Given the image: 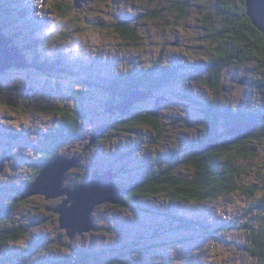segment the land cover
Masks as SVG:
<instances>
[{
	"label": "rangeland",
	"instance_id": "rangeland-1",
	"mask_svg": "<svg viewBox=\"0 0 264 264\" xmlns=\"http://www.w3.org/2000/svg\"><path fill=\"white\" fill-rule=\"evenodd\" d=\"M6 1H14V5L7 6L5 1L0 0V27L8 37L24 33L13 40L12 45L19 49L27 44L33 45L42 35L51 32L59 35L61 29L70 37L54 41L44 50V53L47 52V57H44L51 59L50 71L40 73L29 68L0 73V156L12 158L6 161L3 172H0V205L12 201L17 203L20 196L18 189L32 184L35 181L32 178L37 179L43 169L38 161L42 157L41 150L51 146V138L60 122V115L51 108L78 109L76 97L82 98L87 119L82 122L80 130L90 134L101 123L105 126L111 116L106 115L107 94L110 93L101 87L105 80L134 72L137 68H149L162 51H167L163 64L194 65L204 62L212 56L210 44L203 39L207 32L206 19L210 17L217 28L222 22L219 0H167L154 5L146 0H87L86 3L81 0V7L76 6L78 3L75 0H42V3L41 0ZM180 1L190 3L186 14L167 9ZM56 4H72V11L66 19L56 12ZM149 10H160L164 20H146L138 25L134 21L141 41L137 45L124 41L115 34L113 27L110 28L112 23L126 21L123 18L125 15L145 14ZM182 16L185 18L179 21L178 17ZM54 59L61 63H55ZM56 67L65 68L67 72H58ZM236 71L224 75L220 96L201 82H178L161 91L159 95L164 97L160 101L161 140L157 137L153 139V131L138 128L132 132L122 129L113 133L84 156L80 153L79 140L55 146L56 159L76 156L81 158L80 165L82 163L83 167L67 173L63 187L73 189L88 183L95 170L111 167L120 171V174L114 172L117 187L134 185L137 179L143 181L154 172L145 168L152 157L160 160L158 170L169 165L168 159L163 156L176 142L180 146L176 155L179 163L172 172L190 179L194 172L183 165V161L185 148L188 150L190 143L197 141L201 133V113L195 101L207 103L217 99L220 105L237 103L243 111L264 107L263 98L248 82L244 92L236 89L227 94L232 91L234 82L239 81ZM247 74L252 79L257 76L253 65L247 69ZM180 95L190 98L183 100ZM155 106L156 101H145L136 106L135 114L146 115L143 113ZM118 114L122 113L116 111L113 116ZM176 118L187 120L173 126ZM253 144L255 159L240 163L248 168L249 174L243 186L250 192L252 190L247 187L251 183L264 188V139ZM260 192L255 198H259ZM251 201L238 193L228 197L223 195L205 204L172 203L166 195L144 200L140 209L137 203L127 210L125 206L117 210L114 206L103 204L92 214L95 225L98 220V229L78 234L70 242L60 229L59 216L51 210L58 208L64 202L63 198L47 199L35 195L27 202L23 201L16 213L1 226L4 229L22 226L26 232L19 241L10 242L0 249V260H5L7 264L50 263L87 251L102 260L120 256L116 264H256L257 260L248 247L251 246L248 234L244 231H234L226 236L227 242H222L207 239L195 230L178 231L172 225L176 223L172 216H185L218 227L245 214ZM253 214L246 219L255 218L256 213ZM133 249L143 252L121 257Z\"/></svg>",
	"mask_w": 264,
	"mask_h": 264
},
{
	"label": "trees",
	"instance_id": "trees-1",
	"mask_svg": "<svg viewBox=\"0 0 264 264\" xmlns=\"http://www.w3.org/2000/svg\"><path fill=\"white\" fill-rule=\"evenodd\" d=\"M2 1H5L7 6L14 5V1ZM146 1L152 5L167 2V0ZM219 6V16L222 20L220 27L217 28L215 22L210 17L207 18V32L203 36V39L210 44V51L212 53L210 59L194 65L163 64L164 58L162 52H160L157 55L158 58L156 57V63L151 68H137L134 72L121 74L115 78L105 80L101 84V87L111 95L107 94L109 98L107 100L106 115L110 114V117H115L111 114L110 109L126 100L130 92L134 90L147 92L150 90L163 91L166 87L178 82H201L205 87L213 89L220 96L223 93L224 75L232 70H237L236 73L239 81L234 82V87H232V91L227 93L228 95L235 92L236 89L244 92L249 86L244 89V86L248 82V84L254 86L256 92L264 100V35L252 24L248 17L246 0H240L237 3L235 0H219ZM187 7L188 3L186 1H180L174 3L168 10L177 9L179 12H182ZM72 8V4L54 5L56 12L63 18L71 13ZM0 11H2V7H0ZM123 18L126 21L112 23L110 24V28L113 27L114 32L121 39L130 42L132 45L141 43L137 27L133 25L134 21L138 25V23L146 20H164V16L160 10H149L145 14L135 16L125 15ZM61 31L59 35H54L52 32L42 35L41 38L34 41L33 45L27 44V46L21 48L23 52H26L35 68L50 71L49 61L51 59L45 58L47 57V52L44 53V50L48 49L54 41L70 37L68 34H64L62 29ZM21 35H24V33L9 37L14 39ZM166 53L167 51H164V55ZM53 61L61 63L57 59ZM251 64L253 65V71L257 75L254 79L247 74V69L251 68ZM245 67L246 69L242 70ZM56 71L67 72L62 67L59 69L56 67ZM242 80H244V84L241 83ZM235 85L237 86L235 87ZM180 98L188 100L190 96L180 95ZM75 101L77 102L78 109L67 107L50 109L60 115V122L58 129L51 138V146L47 148V153H45L40 163L41 168H44L51 160L56 159L57 152L53 149L55 146H64L79 140L80 153L84 156V153L91 151L113 133L122 129L132 132L140 128L143 131V129L149 126L156 131L157 140L162 139L163 128L161 121L159 123L160 126L157 123L151 126L149 125V115L151 116V112L148 113L149 115L147 114L142 117L135 114L134 108L130 114L118 115L113 121L106 124L107 120L105 125H108L109 129L95 145L89 147L92 134L103 123L90 134L82 132L80 127L82 122L87 119L84 103L80 97H76ZM195 103L200 108L201 119L199 124L201 133L197 141L192 139L193 141L190 143L188 150L185 148V159L183 161V165L193 170V176L188 179L175 175L172 172L174 167L179 163L176 155L179 152L180 146L176 142L175 146L163 156V158L168 159L169 165L160 172L157 169V158L152 159L148 163L149 168L154 171L152 177L130 186L133 189L118 207L125 206V210H127L133 203H137L139 204L138 209H140L141 203L144 200L160 195L168 196L172 203L205 204L213 202L223 195L228 197L241 193L249 200L252 199L245 210V214L236 216L218 227H214L209 222L185 216H172L176 221L172 225L178 231L195 230L207 239L214 238L222 242H227L226 236L232 232L244 231L248 234L251 245L248 247L257 260L256 264H264V188L251 183L247 188H250L252 192L247 191L243 184L249 174L248 168L240 164L241 162L255 159L256 151L252 145H254L255 141L264 139V107H254L251 111L247 112L239 109L237 103L229 102L225 105H220L217 99H211L207 103L197 101ZM251 123H256L257 126L256 131L252 135L243 139L227 136L230 128L241 125L245 126ZM152 137L153 139L155 138L153 134ZM217 138L219 139V147L210 153L204 154V146ZM81 165L80 169H83ZM258 177L261 178L260 173H258ZM32 179L35 180L34 178ZM20 191L21 189H18V192ZM258 192H260V196L259 198H255ZM19 197L16 204L7 207L9 211L5 214V217L9 218L22 205L23 201H20ZM27 201L28 199L24 200V202ZM3 208L5 207H0V212ZM51 210L53 211V209ZM253 213H256L255 218L246 219L247 216L254 215ZM4 221L2 220V222ZM25 231L26 229L22 226L11 227L9 231L0 227V249L7 246L10 241L21 239ZM142 252L143 250L133 249L127 251L121 257L126 258L132 255H140ZM119 260L120 256L102 260L91 252L80 251L64 259L52 261L50 264H116Z\"/></svg>",
	"mask_w": 264,
	"mask_h": 264
},
{
	"label": "water",
	"instance_id": "water-1",
	"mask_svg": "<svg viewBox=\"0 0 264 264\" xmlns=\"http://www.w3.org/2000/svg\"><path fill=\"white\" fill-rule=\"evenodd\" d=\"M81 0H75L78 7H81ZM86 3L87 0H84ZM81 3V4H80ZM247 15L252 24L264 35V0H246ZM12 38L6 36L0 27V73L8 70H24L34 68L33 63L29 60L23 50L13 44ZM244 84V80L241 82ZM151 93L147 91L134 90L130 92L128 98L110 109L112 115L116 111L122 114H130L134 109V105L143 103L151 97ZM29 96V94H28ZM164 97H159L152 116L158 118L161 112L160 101ZM182 122L177 119L175 124ZM242 126H234L228 132L230 137L243 139L252 135L256 131V123L246 125V129ZM109 129L108 125L97 128L94 132L89 147L95 145ZM242 129V131H239ZM219 147V139H214L206 144L203 153L207 154ZM79 157H59L49 162L39 173L37 179L26 186L22 191L21 201L27 200L35 195H42L47 199L63 198L64 202L53 210L59 216L60 229L66 232L70 242L76 239L78 234L92 232L96 229L95 219L92 218L97 207L103 204L118 205L131 192L129 187H117L114 179L116 174L113 171L95 170L92 179L85 184L76 186L73 189L64 188L63 181L67 173L73 169L80 167ZM10 158L0 160V171L4 170L6 161ZM119 186V185H118ZM2 214H0V219Z\"/></svg>",
	"mask_w": 264,
	"mask_h": 264
},
{
	"label": "flooded vegetation",
	"instance_id": "flooded-vegetation-1",
	"mask_svg": "<svg viewBox=\"0 0 264 264\" xmlns=\"http://www.w3.org/2000/svg\"><path fill=\"white\" fill-rule=\"evenodd\" d=\"M237 1L239 2L240 0H235V2L237 3ZM190 6V3H188V7ZM187 7V8H188ZM187 8H185L181 13H185V11H186V9ZM219 8H220V6H219ZM168 9V8H167ZM175 10H177V9H175ZM186 14V13H185ZM185 18V16H182V17H178V19H179V21H182L183 19ZM116 34V33H115ZM159 55V54H158ZM162 55H163V58H164V60H165V58H166V56H167V54H165L164 55V51H162ZM158 58V57H157ZM157 58L156 59H154V61L152 62V64H151V66L149 67V68H151L152 66H154V64L156 63V61H157ZM208 59H210V58H208ZM207 59V60H208ZM164 60L162 61V62H164ZM206 61V60H205ZM200 63H203V61H201ZM199 63V64H200ZM34 69L35 70H37V71H39L40 73H45V72H47V70H42V69H38V68H35L34 67ZM161 91L162 90H159V91H154V90H150V91H148V92H150L152 95H151V97L147 100V101H156L157 102V99L159 98V97H161L160 95H159V93H161ZM137 105H139V104H136V105H134V108H136V106ZM149 112H151V111H146L145 113H143V114H148ZM161 112H162V104H161ZM160 112V116H159V118H157L158 119V121H156L157 119H155V118H153L152 116H150L149 114V121H150V124L149 125H151V126H154V124L155 123H157V125L158 126H160V119L162 118V113ZM247 112H249V111H247ZM118 115H121V114H118ZM117 115V116H118ZM146 115H143L142 117H144V116H146ZM117 116H115V117H117ZM115 117H110L109 116V121L107 122V123H110L111 121H113V119L115 118ZM177 119H182V122L184 121V120H187V118H176V120ZM176 120H175V122H176ZM175 122L173 123L174 125L173 126H175V125H178V124H180V123H178V124H175ZM106 123V124H107ZM105 124V123H104ZM162 126V125H161ZM162 128H163V126H162ZM147 129L148 130H150V131H153V134H154V136L156 137V131L152 128V127H147ZM108 139V138H107ZM41 153H42V157L41 158H39L38 159V161L41 163V161H42V159H43V157H44V155H45V153H47V148H44L43 150H41ZM4 158V156H0V160L1 159H3ZM11 158V157H10ZM155 158H157V157H152L151 158V160L152 159H155ZM12 159V158H11ZM157 160H158V164H157V167H158V165L160 164V160L157 158ZM150 162V161H149ZM148 162V163H149ZM148 163L146 164V166H145V168L147 169V170H150V171H153V170H151L150 168H149V165H148ZM6 165V164H5ZM41 165V164H40ZM117 169L118 168H114V167H111V168H108V169H106V170H101V169H99L101 172H106V171H113V172H116L117 174H120V171H118L117 172ZM163 169H165V167H160L159 168V171L160 172H162L163 171ZM1 173L3 172V171H0ZM154 173L152 172L149 176H147V177H145V179L143 180V181H145V180H147L148 178H151L152 177V175H153ZM34 179H36V178H34ZM137 179V178H136ZM143 181H139V179H137L136 181H135V183H137V182H143ZM131 183V182H130ZM135 185V184H134ZM125 186H127V185H125ZM130 186H132L131 184H129V186H127V187H130ZM122 187H123V185H122ZM130 188H132V187H130ZM24 189V188H23ZM23 189H21V191H20V194H21V192L23 191ZM19 200H20V197H19ZM64 200V199H63ZM10 204H16V202H14V201H12V202H9V203H5V204H3V205H0V207H5V208H3L2 210H1V212H0V214H2V217H1V219H0V227L3 225V224H5V223H7L8 222V219L11 217V216H13V215H11L9 218L8 217H5V214H7L8 213V211H9V208H7V207H10ZM4 214H3V213ZM2 220H5L4 222H2ZM59 220V219H58ZM96 229H98V227H99V224H98V220L96 219ZM40 225V224H39ZM6 229V231H9L11 228L9 227V228H5ZM26 232V231H25ZM65 233V235H66V232H64ZM66 237H67V235H66ZM17 241H19V240H17ZM10 242H16V241H10ZM10 242H9V244H10ZM8 244V245H9ZM7 245V246H8ZM6 247V246H5ZM32 249V248H31ZM31 249H29V250H31ZM56 261V260H55ZM52 263V262H51ZM0 264H7L6 263V261L5 260H0ZM37 264H42V263H37ZM45 264H50V263H45Z\"/></svg>",
	"mask_w": 264,
	"mask_h": 264
},
{
	"label": "bare ground",
	"instance_id": "bare-ground-1",
	"mask_svg": "<svg viewBox=\"0 0 264 264\" xmlns=\"http://www.w3.org/2000/svg\"><path fill=\"white\" fill-rule=\"evenodd\" d=\"M154 109H152L151 110V112L153 111ZM151 116H152V114H151ZM152 117H154V116H152ZM155 118V117H154ZM13 132V131H12ZM19 134V133H18ZM21 135V134H20ZM17 137V136H16ZM76 159H79V158H76ZM79 160H81V158L79 159ZM131 190L133 189V188H130ZM123 202V201H122ZM122 202L120 203V204H122ZM120 204H118V205H114V207H115V209H117V210H120L121 209V207H118ZM109 206H113V205H111V204H109ZM54 210V209H53ZM3 213V212H2ZM4 214V213H3ZM65 232V231H64Z\"/></svg>",
	"mask_w": 264,
	"mask_h": 264
},
{
	"label": "clouds",
	"instance_id": "clouds-1",
	"mask_svg": "<svg viewBox=\"0 0 264 264\" xmlns=\"http://www.w3.org/2000/svg\"><path fill=\"white\" fill-rule=\"evenodd\" d=\"M249 125V124H248ZM242 126V125H241ZM101 127V126H100ZM242 127H246V125L245 126H242ZM233 128V127H232ZM231 129V128H230ZM229 129V130H230ZM96 131V130H95ZM229 132V131H228ZM94 134V133H93ZM93 134H92V136H93ZM229 135V134H228ZM6 158H10V157H6ZM4 159V158H3ZM11 159V158H10ZM2 160V159H1ZM40 173V172H39ZM125 187H127V186H125ZM25 188V187H24ZM130 188V187H129ZM21 196H22V192H21V194H20V198H21Z\"/></svg>",
	"mask_w": 264,
	"mask_h": 264
},
{
	"label": "snow or ice",
	"instance_id": "snow-or-ice-1",
	"mask_svg": "<svg viewBox=\"0 0 264 264\" xmlns=\"http://www.w3.org/2000/svg\"><path fill=\"white\" fill-rule=\"evenodd\" d=\"M41 3H42V0H41Z\"/></svg>",
	"mask_w": 264,
	"mask_h": 264
}]
</instances>
